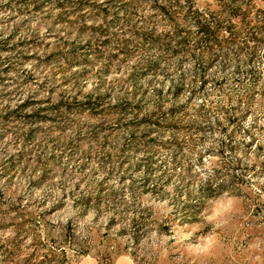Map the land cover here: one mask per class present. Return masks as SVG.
Here are the masks:
<instances>
[{"label":"rangeland","instance_id":"rangeland-1","mask_svg":"<svg viewBox=\"0 0 264 264\" xmlns=\"http://www.w3.org/2000/svg\"><path fill=\"white\" fill-rule=\"evenodd\" d=\"M245 5L264 16V0H0V264H264L263 48L200 56L187 15ZM182 76L212 130L175 151L145 117ZM214 172L225 187L185 220Z\"/></svg>","mask_w":264,"mask_h":264},{"label":"trees","instance_id":"trees-1","mask_svg":"<svg viewBox=\"0 0 264 264\" xmlns=\"http://www.w3.org/2000/svg\"><path fill=\"white\" fill-rule=\"evenodd\" d=\"M253 9V7L248 5L240 8L236 7L232 13L227 12L230 14L228 15L229 19L224 21L217 17L219 14L224 13L222 9L214 15L215 12L208 10V8L206 10L202 9L200 12L197 8L193 9L190 7L187 15L190 17L192 24L196 28V35L199 37V41L196 44L197 47H195L199 49L198 54L200 56L206 55L210 52L213 45H217L219 48L233 46L238 50L239 54L249 52L248 54L252 58L258 49L263 48L260 58L264 64V16L258 14ZM177 37L180 36L177 34ZM178 44L181 45V42H178ZM205 71L206 68L201 65L196 69L195 77L199 79V88L203 87L206 83ZM179 79L166 92L169 100L160 91L157 92L153 110L145 117L150 127L149 133L158 134L160 137H167L164 141L159 142V146L175 151L183 150L184 147L195 144L202 140L204 132L212 130V127L206 124V117L200 105L191 110V98H195L198 92L194 91V89H189V97L179 102L181 95L187 89L185 78L182 76ZM236 120L235 118L232 119L233 124ZM183 134L186 136L185 138L182 137ZM193 134L197 135V138L191 139L189 137ZM149 141L150 143L152 142V140ZM232 149H235V146L232 145L231 136H227L224 142L218 144L215 155L220 157L224 151ZM236 166H238L237 163L234 167ZM261 170L264 172V161L261 164ZM218 175V172H214L212 178H208L200 186L197 193L198 203L183 206L180 209L181 214L183 212L186 213L182 214L185 220L196 221V216L202 209L200 207L201 199L208 198L215 191L225 187L223 184L214 186L212 183V180ZM115 223L117 222L114 219L110 221L111 225ZM144 225L145 223L139 218L131 220L127 226L138 228ZM37 257H40V259L37 260ZM5 264H73V262L63 252L60 255L51 252L42 255L36 254L21 263L5 260Z\"/></svg>","mask_w":264,"mask_h":264}]
</instances>
